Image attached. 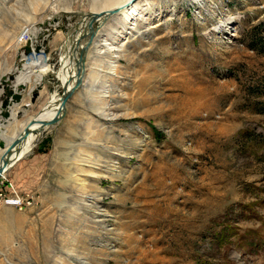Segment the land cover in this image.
Returning <instances> with one entry per match:
<instances>
[{"label": "rangeland", "instance_id": "1", "mask_svg": "<svg viewBox=\"0 0 264 264\" xmlns=\"http://www.w3.org/2000/svg\"><path fill=\"white\" fill-rule=\"evenodd\" d=\"M114 7L0 178V264H264V0H0V140L66 95L59 49Z\"/></svg>", "mask_w": 264, "mask_h": 264}, {"label": "bare ground", "instance_id": "2", "mask_svg": "<svg viewBox=\"0 0 264 264\" xmlns=\"http://www.w3.org/2000/svg\"><path fill=\"white\" fill-rule=\"evenodd\" d=\"M130 4H132V3H130ZM130 4L125 5L123 7V9L124 8H126V9L123 12H121L120 14H123L127 17L134 15V12H135L134 8H136V7L139 8V6H142L143 3L140 2V4H139V2H137V3L129 6ZM113 11H117V8L114 7L108 11H106V9H105L104 11L95 13L93 15V17H88L85 20V21H88L87 22L88 25H86L87 29L84 30L81 28V33L79 35L77 32L73 33V31H72V34L70 32L69 41H71V43L67 44V45H65L59 49L60 53L63 56L62 57L64 60L63 62H65L64 63L65 68H64V72L61 74V79L63 80V82H65V86H66L65 87V89H66L65 93L67 94V96L70 95L75 90L76 86H79L85 80L84 79V72L86 69L83 67L85 65L84 64V57L86 54L85 50L89 46V41H90L91 35L93 34V32H95V29H94V26L96 25L95 22H97V23L100 22L102 24L103 22L108 20L109 16L110 17L114 16ZM117 29L118 30L116 33L124 32L123 31L124 25H120L119 28H117ZM74 34H76V35H74ZM76 36H79V37L77 38ZM69 50H71V51H69ZM34 59H35V63H36L35 64L36 70L34 68L35 71L34 70H32V71L36 72L37 74L35 77V81L34 80L33 81L35 82V84H37L43 79V76H45L44 74H47V72H49V69H47V68H49L48 62H47L49 57H37V55H36V57ZM112 66H116V64L112 65ZM21 76H23V75H21ZM25 81H27V79L25 77L23 79H21V82H25ZM65 96L60 95L59 97H56V96L52 95L51 98L49 99V102L47 104H45L42 107V109L34 117L41 118L44 120L52 118L57 113V111L60 108H62V102H63V98ZM106 96H108V95H106ZM54 104H57V105H54ZM1 113H2V109L0 110V114ZM44 124H45L44 122L39 121L31 127L29 134L23 138V145H22V149H21L20 153L17 154L16 156L12 157L11 161L9 162L7 167L4 169V171L0 172V174H1L0 178L2 175L7 173L9 171V169L17 161H19L22 157H24L27 153H29L34 142L36 141V139L38 137V135H36L35 132H37L39 130V128L41 126H43ZM25 126H26V124H24V127ZM23 128L21 129V131L23 130ZM21 131H19L18 133H16L12 137V140L6 145L7 147L5 146V148L3 150V154H2L1 159H0V166L2 165L3 157L5 156L6 152L8 151V149H10L14 146L13 143ZM11 144H13V145H11ZM10 205H13V204H10ZM13 206H15V205H13ZM93 258H95V257H93Z\"/></svg>", "mask_w": 264, "mask_h": 264}, {"label": "water", "instance_id": "3", "mask_svg": "<svg viewBox=\"0 0 264 264\" xmlns=\"http://www.w3.org/2000/svg\"><path fill=\"white\" fill-rule=\"evenodd\" d=\"M64 88H65V86H64ZM13 98L16 99L14 96H13ZM67 98L68 97H67V94H66V96L63 98L62 108L65 106V103H66ZM10 102H11V100H5L3 102V106H6ZM61 111H62V109H59L57 111V113L52 118L45 119V120L44 119H41V118H37V117L31 118L29 120V122L26 124V126L23 128V130L16 137V139H15V141L13 143L14 146L12 148L8 149V151L6 152L5 156L3 157V162H2V165L0 166V172L4 171V169L7 167V165L11 161L12 157H14V156H16L17 154L20 153V151L22 149V145H23V138L29 134V132L31 130V127L35 123H37L39 121H42V122L46 123V126L45 127L57 123L58 120L61 118V114H62ZM45 127H42V128H45ZM41 129H40V131H41ZM4 139L5 138H1V140H0V147L1 148H3L5 146V141H3ZM13 144H11V145H13Z\"/></svg>", "mask_w": 264, "mask_h": 264}, {"label": "built area", "instance_id": "4", "mask_svg": "<svg viewBox=\"0 0 264 264\" xmlns=\"http://www.w3.org/2000/svg\"><path fill=\"white\" fill-rule=\"evenodd\" d=\"M10 186H12L11 182H10ZM2 200L4 204H8V205L13 204L16 207H19L20 209L26 206V200L24 199V197L16 192H13L9 197H2Z\"/></svg>", "mask_w": 264, "mask_h": 264}, {"label": "crops", "instance_id": "5", "mask_svg": "<svg viewBox=\"0 0 264 264\" xmlns=\"http://www.w3.org/2000/svg\"><path fill=\"white\" fill-rule=\"evenodd\" d=\"M22 158H23V157H22ZM22 158H21V159H22ZM21 159H20V160H21ZM20 160H19V161H20ZM19 161H17L16 163H18ZM16 163H15V164H16ZM15 164H14V165H15ZM14 165H13V166H14ZM13 166H12V167H13ZM12 167H11V168H12ZM11 168H10V169H11ZM10 169H9V170H10Z\"/></svg>", "mask_w": 264, "mask_h": 264}]
</instances>
